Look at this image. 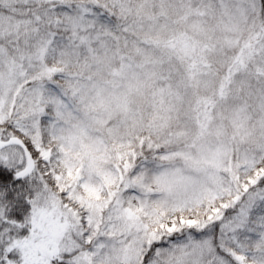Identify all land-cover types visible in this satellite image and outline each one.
Masks as SVG:
<instances>
[{"label": "snow or ice", "instance_id": "snow-or-ice-1", "mask_svg": "<svg viewBox=\"0 0 264 264\" xmlns=\"http://www.w3.org/2000/svg\"><path fill=\"white\" fill-rule=\"evenodd\" d=\"M0 264H264V0H0Z\"/></svg>", "mask_w": 264, "mask_h": 264}]
</instances>
